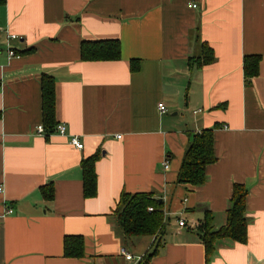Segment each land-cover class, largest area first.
I'll use <instances>...</instances> for the list:
<instances>
[{
    "label": "crops",
    "instance_id": "obj_1",
    "mask_svg": "<svg viewBox=\"0 0 264 264\" xmlns=\"http://www.w3.org/2000/svg\"><path fill=\"white\" fill-rule=\"evenodd\" d=\"M0 27V264H139L156 238L125 240L114 216L124 191L164 202L150 264H206L197 227L207 210L216 229L226 224L236 184L248 189V242H222L210 264H264V0H7ZM108 40L120 42L119 61L81 60L82 42ZM200 41L216 57L202 69L190 63ZM252 55L260 75L246 86ZM43 75L68 136L37 133ZM217 124L207 182L177 184L193 135ZM98 151V194L86 199L81 164ZM70 235L84 238V258L64 257Z\"/></svg>",
    "mask_w": 264,
    "mask_h": 264
},
{
    "label": "trees",
    "instance_id": "obj_2",
    "mask_svg": "<svg viewBox=\"0 0 264 264\" xmlns=\"http://www.w3.org/2000/svg\"><path fill=\"white\" fill-rule=\"evenodd\" d=\"M7 0H0V7L6 5ZM81 60L84 62H108L121 59V44L118 40L84 41L80 48ZM216 60L213 49L202 41L199 43V54L190 58L191 65L202 69L212 65ZM262 57L258 55L244 58L243 70L246 86H251L260 75ZM141 68L139 60L131 61V70L138 72ZM52 76L43 75L41 80L42 93V125L46 137L53 135L58 123L56 121V90ZM1 87V82H0ZM1 117V115H0ZM220 126L203 130L195 134L188 146L182 166L178 174L177 184L198 188L207 182L206 168L217 161L214 148V132ZM101 158V152L84 159L81 167L83 171V195L86 199L95 198L98 194V177L96 163ZM43 199L52 202L55 198V188L50 183L40 188ZM248 189L245 185L236 184L229 207L226 211V224L218 229L214 226L215 216L209 210L197 227V234L205 247V262L210 264L216 255L219 244L228 241L232 244H246L248 242V225L246 200ZM152 193L130 194L122 192L114 216L122 230L125 240L136 237L156 238L155 246L139 264H150L160 248L163 246L161 237L166 225L164 202ZM64 257L82 259L85 257V240L82 236H65Z\"/></svg>",
    "mask_w": 264,
    "mask_h": 264
},
{
    "label": "built area",
    "instance_id": "obj_3",
    "mask_svg": "<svg viewBox=\"0 0 264 264\" xmlns=\"http://www.w3.org/2000/svg\"><path fill=\"white\" fill-rule=\"evenodd\" d=\"M192 8H196V5H192ZM0 34H1V27H0ZM9 38L11 39H17L18 37L16 35H10ZM16 53L11 49V47L9 46V55L10 57H14ZM159 110L161 113H166L167 109L165 107L164 104H160L159 105ZM37 133L40 136H46V131L45 128L43 127V125H40L39 127H37ZM53 135H61V136H68V130H67V126L64 124H58L57 127L55 128V131L53 133ZM118 139H121V136L117 137ZM69 142L70 144L77 150L81 151L84 149V144L77 138V137H69ZM165 169L169 168V163L166 162L164 164ZM8 213L11 214L13 213L12 210H8ZM179 227L181 228H185L187 226V222L184 219H180L178 221ZM123 255L125 256V258L127 260H134V257L132 255H130L129 253H127L125 250L122 251Z\"/></svg>",
    "mask_w": 264,
    "mask_h": 264
},
{
    "label": "rangeland",
    "instance_id": "obj_4",
    "mask_svg": "<svg viewBox=\"0 0 264 264\" xmlns=\"http://www.w3.org/2000/svg\"><path fill=\"white\" fill-rule=\"evenodd\" d=\"M141 252H145L144 251V246H142L141 244L138 245V249H137V252L136 254H141ZM137 258V257H136Z\"/></svg>",
    "mask_w": 264,
    "mask_h": 264
},
{
    "label": "water",
    "instance_id": "obj_5",
    "mask_svg": "<svg viewBox=\"0 0 264 264\" xmlns=\"http://www.w3.org/2000/svg\"><path fill=\"white\" fill-rule=\"evenodd\" d=\"M161 202H163V200H161Z\"/></svg>",
    "mask_w": 264,
    "mask_h": 264
}]
</instances>
